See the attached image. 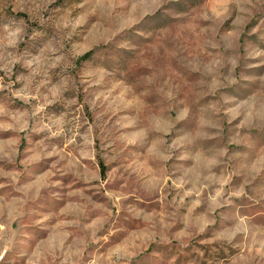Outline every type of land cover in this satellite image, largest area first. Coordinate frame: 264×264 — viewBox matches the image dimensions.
<instances>
[{"label": "rangeland", "instance_id": "1", "mask_svg": "<svg viewBox=\"0 0 264 264\" xmlns=\"http://www.w3.org/2000/svg\"><path fill=\"white\" fill-rule=\"evenodd\" d=\"M1 258L264 264V0H0Z\"/></svg>", "mask_w": 264, "mask_h": 264}, {"label": "trees", "instance_id": "2", "mask_svg": "<svg viewBox=\"0 0 264 264\" xmlns=\"http://www.w3.org/2000/svg\"><path fill=\"white\" fill-rule=\"evenodd\" d=\"M90 55H91V52L86 53L81 58H79V61L86 60ZM104 171H105L104 168L102 166H100V177L101 178L104 177Z\"/></svg>", "mask_w": 264, "mask_h": 264}, {"label": "built area", "instance_id": "3", "mask_svg": "<svg viewBox=\"0 0 264 264\" xmlns=\"http://www.w3.org/2000/svg\"><path fill=\"white\" fill-rule=\"evenodd\" d=\"M0 261H2V258L0 259Z\"/></svg>", "mask_w": 264, "mask_h": 264}]
</instances>
